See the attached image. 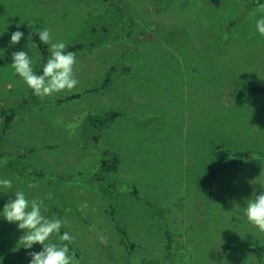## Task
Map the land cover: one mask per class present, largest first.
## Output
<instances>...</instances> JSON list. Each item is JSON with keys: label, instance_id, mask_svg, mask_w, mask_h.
<instances>
[{"label": "rangeland", "instance_id": "obj_1", "mask_svg": "<svg viewBox=\"0 0 264 264\" xmlns=\"http://www.w3.org/2000/svg\"><path fill=\"white\" fill-rule=\"evenodd\" d=\"M261 13L264 0H0V108L16 114L4 134L0 120V178L67 222L80 264H264L251 252L264 234L243 215L264 190ZM38 25L52 43L82 47L73 90L36 96L12 69L21 50L39 68ZM112 158L116 170L96 177ZM21 235L0 218V264L40 250ZM127 240L142 248L129 252Z\"/></svg>", "mask_w": 264, "mask_h": 264}, {"label": "clouds", "instance_id": "obj_2", "mask_svg": "<svg viewBox=\"0 0 264 264\" xmlns=\"http://www.w3.org/2000/svg\"><path fill=\"white\" fill-rule=\"evenodd\" d=\"M255 31L264 36V13L256 19ZM36 36L42 44L50 45V57L38 74L34 72L32 57L26 51L14 52L11 67L15 74L22 78L34 95L42 98L63 90H73L79 83L73 74L75 54L66 51L67 45L63 41L52 43L50 29L47 27L38 29ZM23 37L24 33L17 30L11 34L10 43L18 44ZM3 52L4 50L0 49V58ZM13 185V179L0 178V195L11 194L14 197L0 209V218L16 225L17 229L22 231L19 241L25 250H31L37 244L41 246L39 251L33 250L27 253L28 264H80L75 253L70 250L74 236L68 231L61 233L67 222L47 217L44 214L47 211L44 199L29 200L23 191L14 190ZM47 199H51L50 194ZM243 215L247 223L264 234V190L259 194L254 193L246 200ZM54 233L62 243L52 242L50 237Z\"/></svg>", "mask_w": 264, "mask_h": 264}, {"label": "trees", "instance_id": "obj_3", "mask_svg": "<svg viewBox=\"0 0 264 264\" xmlns=\"http://www.w3.org/2000/svg\"><path fill=\"white\" fill-rule=\"evenodd\" d=\"M38 29H41V27L39 25L36 26V27H30L29 33H30L31 42L34 43V45L36 46V48L38 50V53L40 54V66H39V68L36 71V73L39 74L42 71L44 63L50 57V54H49L48 46L45 45V44H42L39 41L38 37L36 36V32H37ZM81 48H82L81 46H69V47H67L66 51L75 52V51H77V50H79ZM109 83H110V75L107 74L104 82L102 83L101 89L106 88ZM240 91H241V93H244V92L258 93V92H261L262 90L259 89V88H252V87L245 86V87L241 88ZM31 94H34L32 90H31ZM77 98H79L78 95L77 96H73V97H71V98H69L67 100H73V99H77ZM118 116H119L118 113H112V114H108V115L104 116L103 120H102L103 124L107 125L108 123L112 122ZM15 117H16V114H15L14 110H12V109L6 110L5 108H2V107L0 108V120L2 121V126H3L1 134H4L10 128V126L12 125ZM96 122H99L100 124L102 123L100 118L95 119L93 121V124L96 123ZM116 166H117V160L115 158H112L109 161H102L100 163V166H99L97 172L95 173V176L99 177L102 173H110V172L116 170ZM216 174H217L216 171L208 174V176L205 178L204 182L209 184L211 179H213ZM118 229H119L120 233H122L123 236L126 239H128L126 232L123 231L120 228H118ZM164 236H165V239H167V245H166L167 248H166V250L167 251L173 250V241H172V239H171V237L169 235V232L165 231L164 232ZM128 240L125 241V245L124 246L126 247V249L129 252L135 250L136 248L137 249H139V248L141 249L142 248L141 246L137 245L136 243L130 242ZM251 252L254 254L256 263H261V259L264 256V246L254 248V249L251 250ZM145 264H150V263L146 262Z\"/></svg>", "mask_w": 264, "mask_h": 264}, {"label": "crops", "instance_id": "obj_4", "mask_svg": "<svg viewBox=\"0 0 264 264\" xmlns=\"http://www.w3.org/2000/svg\"><path fill=\"white\" fill-rule=\"evenodd\" d=\"M258 93H261V92H258Z\"/></svg>", "mask_w": 264, "mask_h": 264}]
</instances>
